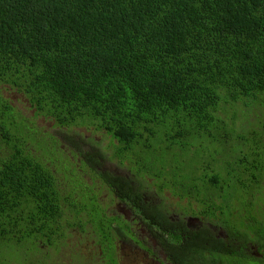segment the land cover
Listing matches in <instances>:
<instances>
[{
    "label": "trees",
    "instance_id": "obj_1",
    "mask_svg": "<svg viewBox=\"0 0 264 264\" xmlns=\"http://www.w3.org/2000/svg\"><path fill=\"white\" fill-rule=\"evenodd\" d=\"M236 101L264 106V0H0V256L62 202L44 153L67 163L36 118L104 131L116 158L151 164V139L219 140ZM253 126L264 150V117Z\"/></svg>",
    "mask_w": 264,
    "mask_h": 264
},
{
    "label": "flooded vegetation",
    "instance_id": "obj_2",
    "mask_svg": "<svg viewBox=\"0 0 264 264\" xmlns=\"http://www.w3.org/2000/svg\"><path fill=\"white\" fill-rule=\"evenodd\" d=\"M48 124L41 130L67 163L43 160L63 197L58 215L18 225L16 238L26 243L3 242L1 263L18 253L14 264H264V150L253 138L259 128L233 136L220 129L225 152L202 154L197 168L188 160L194 148L175 144L181 147L167 151L166 179L163 168L102 158L78 137L61 143L50 130L65 128ZM229 180L241 197L227 193Z\"/></svg>",
    "mask_w": 264,
    "mask_h": 264
},
{
    "label": "rangeland",
    "instance_id": "obj_3",
    "mask_svg": "<svg viewBox=\"0 0 264 264\" xmlns=\"http://www.w3.org/2000/svg\"><path fill=\"white\" fill-rule=\"evenodd\" d=\"M5 96L8 98V100L12 103L13 97L15 96V99H22L21 101L15 102L13 105L14 108H17L19 110H22L23 114L27 116H31V112L34 113L33 110H30L26 108L28 105L27 99L24 97L23 94H20L16 91H10L5 92ZM225 105V106H224ZM222 107L224 109H222ZM222 109V110H221ZM225 110V111H223ZM31 111V112H30ZM222 111L225 114H222ZM32 113V114H33ZM232 116H235L236 119L232 120ZM219 117L223 121V125L225 126L226 132H230L233 135L236 133H242L243 130H241V127H251V125L255 124L256 119L263 120L264 117V106L263 107H248L246 104H244L242 101L239 102H233L231 104H223L219 109ZM41 117L36 118L37 123L41 126L43 129H50L52 125L48 124V120L46 123L41 122ZM256 127V126H253ZM240 128V129H239ZM42 132V130H41ZM51 133H53L58 140L61 143H68L70 142L71 137H78L80 139L85 140L88 145H91L96 150V153L98 155L101 154L102 158L107 157L106 155L109 154L111 156H114V148L112 146V141L109 137L105 135L103 131H96L93 127H70L69 129H53L50 130ZM90 134H93V139L96 138L99 140L97 142L96 139L94 141H90ZM92 140V138H91ZM189 144L194 148V150H188L187 153L189 154L188 160L189 163L194 167L197 168L202 163V154H206L207 156H213L214 154H223L225 152V143H220L218 140L214 141L213 139H210L206 136H201L200 138H190L188 140ZM231 142V141H230ZM150 144L153 148V150L157 151V154L152 153H146L144 154L145 158L154 166L157 168H163L164 169V175L166 176V179H169L171 176V169L164 166V163L167 161V151L166 146L167 143L163 142L162 139H151ZM252 146V144H250ZM177 147V146H176ZM89 148V147H88ZM260 154V152H259ZM264 154V153H263ZM198 155V156H197ZM44 156L54 162L56 161L55 157L51 154V152H45ZM210 158V157H209ZM129 162L130 159L122 160L119 159L120 163ZM114 163H116L114 161ZM132 163V161H130ZM102 167V166H101ZM100 172V169L97 170ZM197 171V170H196ZM228 182V188L226 189L227 193L231 196L241 197L242 194L239 193L238 189L235 186L234 180H229ZM86 195V193H83ZM233 203V201L231 202ZM248 213H245V215ZM226 221L231 224L232 221L228 220L226 218ZM249 229H251V226H248ZM19 257V254L16 253L14 256H9L7 259L10 260V262H0V264H14L16 259Z\"/></svg>",
    "mask_w": 264,
    "mask_h": 264
}]
</instances>
